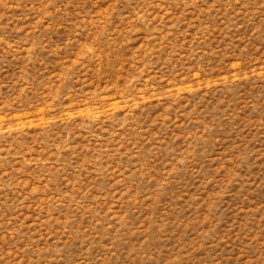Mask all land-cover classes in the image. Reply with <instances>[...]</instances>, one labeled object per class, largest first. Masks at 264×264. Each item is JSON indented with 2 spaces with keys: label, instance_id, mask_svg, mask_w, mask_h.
Wrapping results in <instances>:
<instances>
[{
  "label": "rangeland",
  "instance_id": "1",
  "mask_svg": "<svg viewBox=\"0 0 264 264\" xmlns=\"http://www.w3.org/2000/svg\"><path fill=\"white\" fill-rule=\"evenodd\" d=\"M0 264H264V0H0Z\"/></svg>",
  "mask_w": 264,
  "mask_h": 264
}]
</instances>
